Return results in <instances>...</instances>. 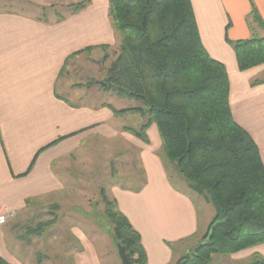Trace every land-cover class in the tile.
I'll use <instances>...</instances> for the list:
<instances>
[{"label": "crops", "instance_id": "obj_1", "mask_svg": "<svg viewBox=\"0 0 264 264\" xmlns=\"http://www.w3.org/2000/svg\"><path fill=\"white\" fill-rule=\"evenodd\" d=\"M73 1L87 2L85 10L61 22L0 13V212L7 217V223L0 226V256L10 264H30L9 250V241L18 220L29 214L30 204L44 202L53 204L48 214L51 220L27 227L32 250L40 244V250L51 246L49 249L59 252V247L71 264H103L95 241L88 235L91 231L76 226L72 213L62 216L60 206L61 200L70 201L66 197L73 189L71 185L85 181L83 171L78 169L91 162L94 139L99 144L116 142L115 151L104 150L105 157L115 160L114 164L110 159L112 173L118 169V162H136L143 168L145 181L139 191L115 183L109 197L117 201L118 209L141 234L148 264H173L174 253L167 243L198 232V214L191 197L197 193L186 180H182L184 190L168 182L170 164L162 158L156 126L146 133L150 144H145L125 131L118 122L124 117L114 115L108 106L119 109L109 101L92 105L97 88L88 84L93 79L89 74L91 61L99 62L94 57L105 52L99 47L115 46L119 37L111 24L108 0ZM191 4L202 45L227 69L233 118L253 138L264 164V83L253 85L262 80L264 66L241 72L227 42L252 37L247 17L255 6L264 20V0H191ZM257 33L264 36L260 30ZM87 48L92 50L86 52ZM126 201L143 203V212L133 213ZM166 201L171 212L164 209ZM169 215L176 221L169 222ZM61 218L72 220L66 228L76 240L77 249L73 244L64 250L61 247ZM44 223L49 225L41 230ZM151 238L158 244L157 255ZM20 248L19 243L15 250ZM255 253L264 256V244L233 257L241 259ZM48 257L45 255L39 264H49Z\"/></svg>", "mask_w": 264, "mask_h": 264}, {"label": "trees", "instance_id": "obj_2", "mask_svg": "<svg viewBox=\"0 0 264 264\" xmlns=\"http://www.w3.org/2000/svg\"><path fill=\"white\" fill-rule=\"evenodd\" d=\"M108 1L120 46L101 86L143 105L108 107L116 117L145 118L139 130L125 128L145 144H150L146 133L155 125L162 158L215 210L205 236L176 264H211L214 255L234 256L263 245L264 164L253 138L233 118L227 69L202 45L191 0ZM86 6L85 1L71 6L70 15ZM247 23L251 38L227 40L241 72L264 66V36L257 33L264 32V20L255 6ZM101 194L114 244L124 248L132 264H148L141 234L117 209V201ZM250 258L245 264H264L258 253ZM0 264L10 263L0 256Z\"/></svg>", "mask_w": 264, "mask_h": 264}, {"label": "rangeland", "instance_id": "obj_3", "mask_svg": "<svg viewBox=\"0 0 264 264\" xmlns=\"http://www.w3.org/2000/svg\"><path fill=\"white\" fill-rule=\"evenodd\" d=\"M73 2V0H0V13H18L46 19L47 21L51 22H57L60 20V17L71 16L70 13L73 8L71 6L78 4H73ZM119 46L120 38L116 42L115 46L109 47L107 50H105V52L102 53L101 56L94 57V60H97L99 62L96 63L91 61L89 74H91L93 79L91 80V82H88V84L93 83V85L96 86L98 90H100H93V94L96 96H93V98H91L92 105L98 104L99 100H107L116 109L126 110L127 108H141L143 107L141 102L134 99H127L126 97L119 98L112 89H105L101 86L104 84L102 82L104 81V77H106L107 75V70L105 71V67L106 69L110 67L112 61L116 58ZM95 55L97 54H94V56ZM105 56H108V58L106 60H102ZM101 60L103 61V65L105 67L101 65ZM261 79V81H264V75L261 76ZM69 80L70 83L73 82V79L71 77ZM67 92H69L68 87ZM145 120V118L137 114L128 115L124 117L123 120H120L118 122L122 123L125 128L139 130L140 127L145 123ZM154 129V133L159 136L156 127ZM99 142L97 143V140L93 139L91 153L89 154V157L92 158L90 160L91 162L88 163L86 161V167L84 169H78V172L83 171L85 181L81 182V184L76 182L71 185V188L73 187V189H71L70 195L66 197V199H69L70 201L61 200V215L65 214V216H67L69 213V215L72 216L73 214L75 217L74 223L76 224V226H84L88 231H91L88 235H90L91 239L95 241L96 247L98 248L101 256L100 259H102L103 264H122L118 256L117 248L112 240L111 233L113 227L111 222L108 221L109 219L105 214V204L101 197V191H104L107 194V197L110 199H112L111 197H109L111 188L112 185H115V183L123 185L126 188L139 191L141 189V186L143 185V182L145 181L143 174L144 171H142L143 168H140V165L136 162H134L133 165L126 162H118V169L114 171V173H112V166L110 165V159H112V156L105 157L104 150L105 148H107L108 152L110 150L115 151L116 142H107L105 144H99ZM152 142H154L152 144L154 145L156 143V138H153ZM113 151L111 152L113 153ZM112 160L115 164V160ZM167 170L169 177L168 182L171 183L173 188H178V190L186 189L184 183L185 181H182L185 179L179 178V176L181 175L176 171V168L172 165H168ZM72 190H75V193ZM191 197L193 203L192 205L196 208L198 214V232L194 236H186L181 240H172L168 243L172 244L174 249L173 250L172 248H170L174 253L173 256L175 257L173 264H176L181 256L187 254V252H191L192 250L194 251L195 245L198 244V242H200L207 233L209 224L211 223L215 214L214 207L210 205L204 195H200L197 193L196 196ZM126 205L128 207L127 209H130L137 215L143 212V208L141 207L144 204L141 202L126 201ZM164 205V209L166 211L171 212L173 210L172 207H168L169 203L167 201ZM52 206V203L44 202L30 204V209L28 212L29 214L24 218L18 220L17 226L13 227V234L11 236L12 240L9 241V250L15 253V255H17L21 260L27 261L30 264H39L38 261H41V259H43L45 255H49V264H71V260L68 261V256L65 253L61 252V248L58 247L59 252L54 248L49 249L51 248V246H48L47 248H45V250H40L42 248L40 244V247L38 246L39 248L37 247L32 250V246L29 242L31 234H28V232H26L27 227H35V224L40 221L50 222L51 219L50 217H48V214L50 213V211H53ZM35 214L37 216L36 218L34 217ZM171 218L174 217H171L169 215V222L176 221ZM71 222V219L68 222L67 219L61 218V223H63L64 226L60 224V228L62 229V231H64V238L62 239L61 237L60 245L63 250L66 249L67 245L70 246V244L75 245V248L77 247L76 240H72V236L70 233H68V229L66 228L68 224H73ZM69 238L70 241L67 242ZM149 241L151 243L150 245L154 248L153 250H155V254L157 255V242L153 241L152 238ZM19 243L21 246L20 251L15 250L16 245ZM250 259V257L238 259L237 257L218 254L212 257L211 264H245L250 261ZM160 260L161 258L157 257V261Z\"/></svg>", "mask_w": 264, "mask_h": 264}, {"label": "water", "instance_id": "obj_4", "mask_svg": "<svg viewBox=\"0 0 264 264\" xmlns=\"http://www.w3.org/2000/svg\"><path fill=\"white\" fill-rule=\"evenodd\" d=\"M118 251V256L120 258V261L122 264H132V262L130 261V259L128 258L124 248L122 246L115 245ZM181 264V263H180Z\"/></svg>", "mask_w": 264, "mask_h": 264}, {"label": "built area", "instance_id": "obj_5", "mask_svg": "<svg viewBox=\"0 0 264 264\" xmlns=\"http://www.w3.org/2000/svg\"><path fill=\"white\" fill-rule=\"evenodd\" d=\"M7 223V217L5 214H2V212H0V226L5 225Z\"/></svg>", "mask_w": 264, "mask_h": 264}]
</instances>
